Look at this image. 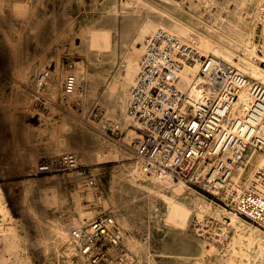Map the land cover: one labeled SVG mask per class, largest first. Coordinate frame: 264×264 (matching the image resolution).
Wrapping results in <instances>:
<instances>
[{
	"label": "built area",
	"instance_id": "2783aa9c",
	"mask_svg": "<svg viewBox=\"0 0 264 264\" xmlns=\"http://www.w3.org/2000/svg\"><path fill=\"white\" fill-rule=\"evenodd\" d=\"M260 63L264 66V60ZM192 68L196 72L188 73L189 83L183 88L184 75ZM50 76L51 67L38 75L33 90L35 111L75 105L70 97L77 77L69 73L61 94L56 95L48 84ZM243 93L250 99L241 102ZM97 110L93 117L102 124V131L121 139L120 124L105 120L103 109ZM128 116L139 132L131 147L143 173L195 184L264 229V165L257 166L256 161L264 155V84L167 29L157 28L144 38ZM250 170L254 171L249 178ZM67 171L84 175L83 190L92 193L85 206L103 207L104 188L81 165L77 153L45 157L34 169L36 174ZM75 186L68 182L70 189ZM4 217L6 227L18 228L26 236L34 232L15 204L7 207ZM208 228L197 229L214 235L212 227ZM69 232L78 264H132L123 242L125 231L110 209L71 222Z\"/></svg>",
	"mask_w": 264,
	"mask_h": 264
},
{
	"label": "bare ground",
	"instance_id": "6f19581e",
	"mask_svg": "<svg viewBox=\"0 0 264 264\" xmlns=\"http://www.w3.org/2000/svg\"><path fill=\"white\" fill-rule=\"evenodd\" d=\"M163 1L170 2L172 4V7L161 5L158 12H153V10L157 8L155 2L153 1L125 0L124 6L131 7L132 5L137 3V5L146 10V14L143 15L141 20L136 23V26L134 25V28L132 24L135 20L131 19L132 16H129L128 23L124 28L119 27V29L116 31V36L112 27L99 26L95 22L87 24L83 28L82 32H80V37H82V42H84L85 45L83 59L80 61L74 60L72 69L70 63H66L65 65L67 66H64V69L61 68L58 64L56 70H53L51 68V76L48 79V84L50 85L51 90L56 95H58L61 94L63 90L62 87L67 75L69 73L74 74L77 77L78 83L75 92L70 97L71 100L75 102L74 98H78L87 103L91 100H95V102L101 103L103 106L102 109L104 111L105 120L110 119L112 121H115L120 124L123 131L126 130L127 133L124 141H126V143H130V146L133 139L139 134L135 124L128 116L130 93L131 89L137 81L140 58L143 52L144 38L147 34L151 33L157 28L167 29L168 31L178 35L187 43H192L205 52H212V54L216 55L226 62H229L242 73L250 77L252 80L264 84V68L260 67V65H258L257 62L254 61V58L250 53H246L244 56L238 55L239 61H236L235 55H237V53L235 49V43L221 39V36L219 37V35L216 33L217 31H197L194 22H192L191 19L187 17V12L182 7L183 0ZM118 11L120 12L119 9H116V12ZM45 19L46 16L45 14L41 13L38 5L31 4L27 0H0V62L1 60H3L2 58L6 59V63L9 66L8 70L10 69L11 78L13 79L11 81L13 84V92L12 94L10 93V98L8 100L0 99V102L4 104L7 103V117L9 116L8 118L11 120V125L13 126H15L16 121L20 117L19 113L26 112L31 108L33 109V103L35 102V97L33 98L34 93L31 94L30 92L24 90L23 84H32L34 85L35 89L39 74L36 75L37 77L34 78V80H31L32 72L37 73L39 70L41 72L45 68H47L42 62L43 60L39 62L40 64H38V62L35 60L36 57H34L33 59L28 57L29 52L27 47V36L30 32L36 31L44 23ZM120 43H122L123 47L121 51H118V44ZM85 60L87 61V64H85ZM107 62L111 64L116 62L122 65V69L120 71L117 70L115 72H112L107 76V74L104 73V70H106L105 68L107 66ZM195 72L196 68L187 70V73L184 75L186 79L182 83L183 88H186L189 83V74H194ZM102 77H104V81L101 88H99V83ZM84 82L86 83V85ZM249 99L250 96L247 93H243L240 96L241 102L247 101ZM51 111H48L46 113H49ZM41 113H43V117H45L47 121L51 119L49 116H46L44 114L45 112ZM41 113L40 115H42ZM94 123L95 128L102 131V124L100 126V124H98L97 122ZM96 125H98L99 127ZM74 126L75 123L72 119L68 118L67 116H63L57 127L61 132L68 131L69 133L70 130L75 129L73 128ZM32 127L33 126H31V128ZM104 135L106 134L104 133ZM72 140L79 139L62 133L57 134L55 132V135L53 136V142L46 146L44 152H40L38 150L30 148L29 150L25 149L27 150L25 151L22 147L24 143L21 145L19 133L16 131L14 133V137L11 139V142H9L11 143L13 159L15 160L13 166H16L18 170H24L28 166H36V164H38L40 161L39 159L42 158L43 155L55 157L66 151L77 153L79 156V161L83 166H88L90 164L107 163L109 161H114L117 159L129 160L133 155L132 152L128 150L127 144H125V147L113 143L111 146H99L96 149L90 150L86 147V145L83 144H81L80 146L78 145V147L72 146ZM131 149L134 153L132 147ZM256 161L257 166L264 165V155L257 156ZM10 165H12V163ZM125 168L127 169L126 174L124 173L126 175L125 178L128 182L131 183L132 187H135L137 190H142L144 192L146 191L157 194L164 198V201H166L167 204V212L166 214H164V217L166 215V219L170 223V225L180 228H186L188 226V223H190L189 219L191 218L192 212H199L201 214V212L209 210L208 205H206L203 200L201 202L200 198L199 200L195 199L194 197L189 198L188 195L191 194L193 190L188 186V184H186V182L179 181L178 183H176L175 181L177 180H174L173 178L160 179L158 177L148 176L147 174L143 173L136 159ZM3 169L5 170V167ZM253 171L254 170L249 171V178L253 175ZM8 174L9 173H4L2 177ZM64 174H70V176H67L65 178L63 176ZM63 179L65 188L68 193V203H71L69 199H72V204H74L76 211V215L72 217V221H67V219H64L63 221L60 216H58L57 214V216H55L54 213V216L47 214L48 208H61L65 204V198L67 195L65 196V193L63 192ZM83 180L84 175L78 173V171L60 172L23 180V188L21 190L20 201L18 204L20 208L19 212L21 213L23 220H25V224L31 225L34 228V232L29 236H26L18 228L6 227L0 219V234L5 241V246L3 247L2 251H0V264H11L12 262V264H27L29 258V250L39 249L42 251H46L51 245L52 241H56L59 245L62 246L63 252L68 258L65 264H76L74 261H72V257L77 254V252L73 244L70 242V224L71 222L81 221L86 216H91L95 210L88 209L84 205V200L91 199L92 193L83 190ZM68 182H74L76 186L70 190V188L68 187ZM3 185L0 186V196L4 193V188L10 186ZM180 192H182L183 194H180ZM180 195H182V198H179ZM1 199L2 198H0V201ZM3 199H5V197ZM110 202L115 205L117 204V202H115L113 198H104V206L105 203L107 205V203ZM2 205L0 203L1 214L4 212V208ZM225 211H227V215L232 220L231 223L234 226H238L239 224L247 222H244L241 215H239L235 211L226 209ZM113 214H115V212H113ZM129 217L130 216L124 214H120V216L118 217L116 216L118 222H121V224L123 223L126 227L130 226L131 220H129ZM200 217L201 215L198 218ZM248 226L251 229L250 231H252V237H250L249 242L245 244L247 249L245 253L247 254L249 259L247 264H251L250 259L252 258V253H255V257L261 259L264 263V243H258L255 246V250H250L252 248L251 244L254 243L253 239L255 236H259L264 240V231L261 230V228H259L258 226L252 224H248ZM239 240L240 239H235L234 244H237ZM123 242L125 246L128 245L127 247L130 250H137V252L141 251L143 247L139 241H137L133 237H130L126 233L124 234ZM203 252H207V250L204 248ZM130 258V260H132V264H153V257L150 255H147L146 262L142 260V257H137L136 260V257L131 253ZM76 261H79L77 257Z\"/></svg>",
	"mask_w": 264,
	"mask_h": 264
},
{
	"label": "rangeland",
	"instance_id": "374dc122",
	"mask_svg": "<svg viewBox=\"0 0 264 264\" xmlns=\"http://www.w3.org/2000/svg\"><path fill=\"white\" fill-rule=\"evenodd\" d=\"M27 1L31 4L38 5L41 13L46 16L44 23L39 27L40 29L38 28L36 31L30 32L27 36V47L29 52L28 57L31 59L36 57L35 60L38 64H40L39 62L43 60L42 62L45 67H51L53 70H56L58 64L64 69V66H67L65 65L66 63H70L72 69L74 60L80 61L83 59L85 45L84 42H82V37H80V32H82L83 28L87 24L95 22L99 26L112 27L116 36V31L119 27L124 28L128 23L129 16H132L131 19L135 20L132 24L134 28V25L136 26V23L141 20L143 15L146 14V10L137 5V3L131 7L124 6L125 0ZM150 1L155 2L157 6L153 12H158L161 5L172 7L170 2L163 0ZM182 7L186 10L187 17L194 22L197 31H217L216 33L219 37L221 36V39L235 43L237 53V55H235L236 61H239L238 55L244 56L246 53H250L254 58V61L257 62L260 67L264 68V66L260 63L261 60H264V0H183ZM116 9H119L120 12H116ZM122 47V43L118 44V51H121ZM199 49L204 53H212L205 52L201 48ZM2 59L3 60L0 62V99L8 100L13 92V84L11 82L13 79L11 78L10 69L8 70L9 66L6 63V59ZM84 62L87 64L86 60ZM105 69L104 73L108 76L112 72L117 70L120 71L122 69V65L116 62L112 64L107 62ZM39 73L40 70L37 73L32 72L31 80H34V78L37 77L36 75ZM103 81L104 77L100 80L99 88H101ZM23 88L31 94L34 93V85L32 84H23ZM74 100L75 105L71 104L60 109H53L51 111L52 113L45 112L44 114L51 118L48 121L45 117H43V113H41V111H35L33 103V109L31 108L26 112L19 113L20 117L16 121L15 126L11 125L12 122L8 118L9 116L7 117V103L4 104L0 102V181L2 182H0V186L3 184V186L10 185L4 188V193H6H3L1 195L2 197L0 196V198H2L0 203L1 205L3 204L2 206L4 208V214L2 213V215L0 213L2 223L4 222L6 209L9 205L15 204L19 208L18 204L20 201L21 190L23 188V180L48 175L36 174L34 172L35 166H28V169L25 168L24 170H18L16 166H13L15 160L13 159L12 147L9 142H11V139L14 137V133L16 131L19 133L21 145L24 143L22 145L23 150H29L30 148L40 152H44L46 146L53 142L55 132L57 134L62 133L79 139L72 140V146L78 147V145L80 146L83 144L90 150H93L99 146H111L113 143L125 147V144H127L128 150L132 152V158L129 160L117 159L107 163L90 164L85 166L86 170L96 175L98 181L102 184L105 192V198H113L117 204L115 205L110 202L106 205L105 203L106 207L103 205V207L95 209L91 216H86L84 219L91 218L94 214L104 211L106 208L115 212L117 217L120 216V214L130 216V228L126 227L123 223L121 224V222L119 223L121 226H125H122V228L127 235L135 238L143 246L141 251H139L140 253L137 252V250H130L127 247L128 245L126 246L130 253L136 257V260L137 257H142V260L146 262L147 255H150L153 257V264L155 262H157L155 264H247L249 259L245 253V251H247L245 244L248 243L250 237H252V231H250L251 229L248 224L258 226L264 231L262 227L242 216L241 217L244 222H247L234 226L231 223L232 220L227 215V211H225V209H231L222 204L215 196L205 192L200 187L192 183H186L193 190V192L188 195L189 198L194 197L197 200L200 198L201 202L203 200V202L208 205L209 210L201 212V214L199 212H192L191 218L189 219L190 223H188L186 228L170 225L166 219V215L164 217V214L167 212V204L166 201H164V198L154 193L137 190L135 187H132L131 183L125 178V174L127 172L125 167L135 161L130 143H126V141H124L127 133L126 130H124V133L119 140L111 138L108 135H104L100 129L95 128L94 122L98 123V121H96L93 117V114L98 111L97 108L103 107L102 104L95 102V100H91L88 103L78 98H74ZM40 113L42 115H40ZM63 116H67L75 123V126L73 127L75 129L70 130L69 133L68 131L61 132L58 130L57 126ZM30 125L33 127L31 128ZM96 137L99 138L97 139ZM45 157L50 156L43 155V157L39 160H42ZM11 163L12 165H10ZM3 166L5 167V170L3 169ZM4 173L9 174L2 177ZM63 176L66 178L67 176H70V174H64ZM64 179L63 192L65 193V196L67 195L65 198V204L61 208L47 209V214L51 216L58 215L63 219V221L64 219L68 220L70 216L74 217V215H76L72 199H69L71 203H68V193L65 188ZM175 182L178 183L179 181ZM181 193L182 192H180V194ZM4 197L5 199H3ZM179 198H182V195H180ZM85 204L86 200H84V205ZM108 204L111 205L109 206ZM200 215L201 222L196 223V217L198 218ZM208 227H212L214 235H210L203 230L197 231L196 229L203 228L205 230L209 229ZM260 238L261 237L259 236L254 237V243L251 244V251L255 250V246L258 243H264L262 242L264 240ZM235 239H240L237 244H234ZM4 246L5 241L1 236L0 251H2ZM204 248L207 252H203ZM28 254L29 258L27 264H65L68 259L63 252L62 246L56 241H52L46 251L31 249ZM72 261L78 264L75 255L72 257ZM250 263L264 264L261 259L255 257V253H252Z\"/></svg>",
	"mask_w": 264,
	"mask_h": 264
}]
</instances>
